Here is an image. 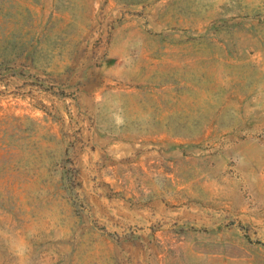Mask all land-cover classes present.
<instances>
[{
    "label": "rangeland",
    "instance_id": "1",
    "mask_svg": "<svg viewBox=\"0 0 264 264\" xmlns=\"http://www.w3.org/2000/svg\"><path fill=\"white\" fill-rule=\"evenodd\" d=\"M0 264H264V0H0Z\"/></svg>",
    "mask_w": 264,
    "mask_h": 264
}]
</instances>
